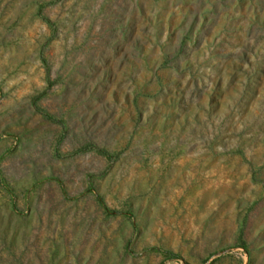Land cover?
<instances>
[{
  "label": "rangeland",
  "instance_id": "obj_1",
  "mask_svg": "<svg viewBox=\"0 0 264 264\" xmlns=\"http://www.w3.org/2000/svg\"><path fill=\"white\" fill-rule=\"evenodd\" d=\"M0 264H264V0H0Z\"/></svg>",
  "mask_w": 264,
  "mask_h": 264
}]
</instances>
